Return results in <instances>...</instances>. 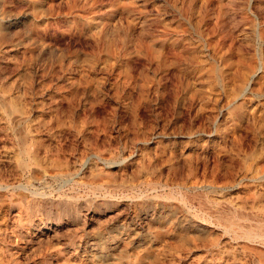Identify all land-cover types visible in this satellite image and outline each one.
<instances>
[{"label": "rangeland", "instance_id": "rangeland-1", "mask_svg": "<svg viewBox=\"0 0 264 264\" xmlns=\"http://www.w3.org/2000/svg\"><path fill=\"white\" fill-rule=\"evenodd\" d=\"M0 264H264V0H0Z\"/></svg>", "mask_w": 264, "mask_h": 264}, {"label": "bare ground", "instance_id": "bare-ground-1", "mask_svg": "<svg viewBox=\"0 0 264 264\" xmlns=\"http://www.w3.org/2000/svg\"><path fill=\"white\" fill-rule=\"evenodd\" d=\"M249 84H250V81L248 82V84H247V86L245 87V91H244V93H246L247 91H248V89H249Z\"/></svg>", "mask_w": 264, "mask_h": 264}]
</instances>
